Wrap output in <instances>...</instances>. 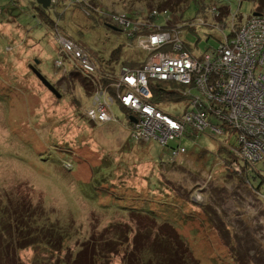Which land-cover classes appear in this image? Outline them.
Returning a JSON list of instances; mask_svg holds the SVG:
<instances>
[{
	"label": "rangeland",
	"instance_id": "1",
	"mask_svg": "<svg viewBox=\"0 0 264 264\" xmlns=\"http://www.w3.org/2000/svg\"><path fill=\"white\" fill-rule=\"evenodd\" d=\"M56 1L43 10L37 8L36 0H0V211L28 206L26 227L30 229L41 220L40 211H49L65 229L57 227L53 234L68 249L61 253L52 246L41 252L26 249L2 257L0 264H38L39 260L68 264L74 256L79 260L74 225L91 222L90 216L98 224L118 216L132 232L141 220L135 216L127 219L121 212L151 215L179 229L189 247L199 239L192 246L195 262L186 264H264V182L259 189L257 182L252 187L232 177L224 166L227 155L220 150L235 147L236 136L213 131L211 127H219L221 121L208 115V126L202 132L189 131L167 147L155 140L138 143L118 104L112 106L115 121L91 123L84 115L91 103V93L83 82L87 78L67 60L66 70L55 66L63 58L49 36L50 28L56 23L59 32L103 71H117L119 64H106L117 48H121L119 63L144 61L148 53L110 20L95 14L86 17L79 7ZM86 1L100 12L130 17L144 16L151 9L168 10L172 21L183 25L182 40L195 56L215 48L220 38L212 26H187L198 24L199 19L212 24L209 8L216 0H187L174 7L175 0ZM254 7L251 0L233 4L235 23L256 13ZM164 23V17L156 19L157 25ZM30 65L56 88L59 97L41 84ZM89 86L94 90V84ZM170 90L181 98L165 95L167 101L161 106L171 118L179 119L189 110V98L182 96V86L172 85ZM176 146L186 153L171 161L170 148ZM256 166L264 171V158ZM113 186L120 187L115 190ZM7 217L9 223L24 226V219L17 222L13 216ZM201 221H205L204 228ZM202 234L210 241H201ZM2 244L6 242L0 240ZM124 246H119L111 264H121Z\"/></svg>",
	"mask_w": 264,
	"mask_h": 264
},
{
	"label": "built area",
	"instance_id": "2",
	"mask_svg": "<svg viewBox=\"0 0 264 264\" xmlns=\"http://www.w3.org/2000/svg\"><path fill=\"white\" fill-rule=\"evenodd\" d=\"M63 1L79 7L86 17L95 14L110 20L148 53L141 68L120 65L117 71H103L75 42L59 32L56 23L50 28L49 36L63 58L56 60L55 66L66 70L64 60H67L95 86L84 112L91 123L115 121L112 106L118 104L136 142L155 140L167 147L189 131L202 132L208 126L207 116H214L221 125L212 126L213 131L220 135L227 131L236 136V146L229 147L235 156L231 170L242 177L244 185L252 186L241 165L254 167L264 158V15L241 17L235 23L237 14L227 11L225 18L223 10L230 3L240 6L243 0H216L209 8L212 24L199 19L198 24L187 25L212 26L220 34L215 48L195 56L182 40L183 25L172 22L168 10L151 9L144 16L130 17L126 13L100 12L86 0ZM52 4L57 1L52 0ZM161 16L165 23L157 25L156 19ZM227 18L230 21L226 25ZM155 82L185 88L182 96H188L189 110L179 119L171 118L162 106L150 102L151 84ZM129 116L135 122L129 123ZM184 153V148L171 147V161Z\"/></svg>",
	"mask_w": 264,
	"mask_h": 264
},
{
	"label": "trees",
	"instance_id": "3",
	"mask_svg": "<svg viewBox=\"0 0 264 264\" xmlns=\"http://www.w3.org/2000/svg\"><path fill=\"white\" fill-rule=\"evenodd\" d=\"M185 1L187 0H175V2L171 4V7H174V5L177 3L182 4ZM168 2L170 3L171 1ZM230 2L231 1H229V3ZM251 2L255 3V12L264 15V0H251ZM230 4L231 5H227L223 10V17L225 18L228 14L227 11H232L233 4ZM38 6L39 5H37V8ZM39 11L40 16L45 21V14L41 9ZM239 19L241 21V17ZM161 28L164 29L166 26H162ZM119 52H121V48L114 50L106 64L113 63L125 65L132 69L141 68L143 66L145 60H124L119 63L121 60L119 57ZM83 82L84 86L87 88V92L92 93L93 90H91V87L89 86V81L83 78ZM170 89H172V84L169 83L155 82L151 84L152 99L150 102L160 107L162 103L167 101L166 97L174 99L181 98V95ZM165 95L166 97L164 98ZM220 150H222L227 155V159L224 161V166L228 170V174L234 178H237L243 184V180L241 179L242 177H238L230 168L231 163L235 160V156L230 152V150L226 148H220ZM241 168L245 176L251 179L250 181L252 187H254L256 184L253 182H257V188H259L264 182V171L258 168V166L248 167L246 164H242ZM248 168H252L250 172L248 171ZM113 187L115 190H117L120 186ZM112 194L115 196L113 192ZM116 196L118 195L116 194ZM25 207H8L7 212L4 210L0 211V240H4L6 242V244H2V247L0 245V260H2V257L4 256L7 257L8 254H16L18 252L21 253L26 249H34L41 252V250H47V247L52 246V248H54L53 251L56 253H61L65 247L68 249L67 245L64 246V242L61 243L60 238L58 239V237L53 234L56 232L55 230H58L57 227L60 228V230L65 229L60 227L58 220L52 219L50 217L49 211H46L45 209V211H40L41 214L39 216L41 217V220L36 221L34 223L35 228L33 227V229H30L26 227L27 214L25 212V210H29V207ZM121 213H124V216L127 219L131 216H135L137 219L141 220L134 225L132 224L134 226L132 232L131 226L123 223L118 216L112 221L107 220L106 223L101 222L100 224L97 223V218L90 216L87 217V219H92L91 222H86L85 225L79 223L78 225L75 224L74 228L72 226L73 231L75 229V233L77 234L75 242H78V245L76 247L77 249L75 250L77 251V256L79 255V260L75 256L72 258L70 257V262L68 264H111L110 260L112 256L118 253V248L121 245H125L123 251L121 252V264L122 262L124 264H186L188 261L195 262V259L193 258L194 249L192 246H195L197 243H199V239L193 242L194 245L189 247L188 243H186V240H184V238L179 234V229H176L165 222L159 221L151 215L143 213L134 214V212H131L130 214L126 212ZM8 215L15 217L17 222L20 221V219H24V226L21 227L19 224L9 223V221L6 220ZM37 218L38 217L36 216L33 217V221H35ZM208 220L209 224H211L210 219ZM202 221L200 223L203 224L204 228L205 221L204 223ZM128 222L130 224L133 223L129 220ZM184 223L185 220L183 219V224ZM128 226H130V229H128ZM166 227H169L170 229ZM165 229L167 232L164 231ZM160 232L162 234H159ZM61 236L65 238L64 235H60V237ZM71 236L72 235H70V238L68 236L69 241ZM203 239L210 241V239L206 238L204 234H202L200 237L201 241ZM110 245L111 249L109 248ZM70 254L72 256V253ZM64 262L65 264L67 263L66 261ZM38 264L44 263L43 261L39 260Z\"/></svg>",
	"mask_w": 264,
	"mask_h": 264
},
{
	"label": "water",
	"instance_id": "4",
	"mask_svg": "<svg viewBox=\"0 0 264 264\" xmlns=\"http://www.w3.org/2000/svg\"><path fill=\"white\" fill-rule=\"evenodd\" d=\"M51 0H36V4L39 5L43 10H46L50 7ZM253 16L258 15L257 13H253ZM38 61H34L33 64L37 65ZM29 68L31 71L35 74L37 79L41 82V84L50 91L53 95L59 97L56 89L47 81V79L42 76L40 72H38L33 65H30ZM130 122H135V119L133 117H130Z\"/></svg>",
	"mask_w": 264,
	"mask_h": 264
},
{
	"label": "bare ground",
	"instance_id": "5",
	"mask_svg": "<svg viewBox=\"0 0 264 264\" xmlns=\"http://www.w3.org/2000/svg\"><path fill=\"white\" fill-rule=\"evenodd\" d=\"M51 5H52V0H51V2H50V7H51ZM139 67V66H138Z\"/></svg>",
	"mask_w": 264,
	"mask_h": 264
},
{
	"label": "crops",
	"instance_id": "6",
	"mask_svg": "<svg viewBox=\"0 0 264 264\" xmlns=\"http://www.w3.org/2000/svg\"><path fill=\"white\" fill-rule=\"evenodd\" d=\"M115 71H116V69H115ZM253 183H255V182H253Z\"/></svg>",
	"mask_w": 264,
	"mask_h": 264
},
{
	"label": "flooded vegetation",
	"instance_id": "7",
	"mask_svg": "<svg viewBox=\"0 0 264 264\" xmlns=\"http://www.w3.org/2000/svg\"><path fill=\"white\" fill-rule=\"evenodd\" d=\"M53 5V4H52Z\"/></svg>",
	"mask_w": 264,
	"mask_h": 264
}]
</instances>
